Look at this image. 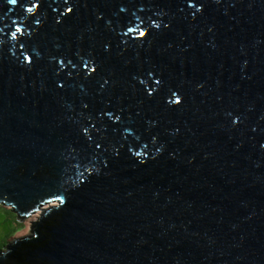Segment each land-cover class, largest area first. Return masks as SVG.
<instances>
[{
	"label": "water",
	"instance_id": "water-1",
	"mask_svg": "<svg viewBox=\"0 0 264 264\" xmlns=\"http://www.w3.org/2000/svg\"><path fill=\"white\" fill-rule=\"evenodd\" d=\"M53 201L0 264H264V0H0V203Z\"/></svg>",
	"mask_w": 264,
	"mask_h": 264
},
{
	"label": "rangeland",
	"instance_id": "rangeland-1",
	"mask_svg": "<svg viewBox=\"0 0 264 264\" xmlns=\"http://www.w3.org/2000/svg\"><path fill=\"white\" fill-rule=\"evenodd\" d=\"M54 203L55 201L44 204L43 208L24 218V221L18 220V214L13 211L11 206L0 203V250H4L11 240L30 234L32 221L42 215V209L44 210Z\"/></svg>",
	"mask_w": 264,
	"mask_h": 264
},
{
	"label": "snow or ice",
	"instance_id": "snow-or-ice-1",
	"mask_svg": "<svg viewBox=\"0 0 264 264\" xmlns=\"http://www.w3.org/2000/svg\"><path fill=\"white\" fill-rule=\"evenodd\" d=\"M12 3H16V0H12ZM19 31V30H18ZM13 35H15V33H13ZM140 35L143 36L144 35V32H140Z\"/></svg>",
	"mask_w": 264,
	"mask_h": 264
}]
</instances>
